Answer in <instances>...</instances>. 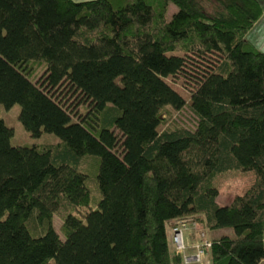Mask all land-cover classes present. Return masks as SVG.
<instances>
[{"label": "trees", "instance_id": "16d2710c", "mask_svg": "<svg viewBox=\"0 0 264 264\" xmlns=\"http://www.w3.org/2000/svg\"><path fill=\"white\" fill-rule=\"evenodd\" d=\"M263 13L261 0H0V103L21 106L32 137L60 138L14 146L0 118V264H184L169 229L196 216L236 233L209 237L210 264H263L264 51L248 37ZM167 106L196 124L160 130ZM230 171L255 180L222 206Z\"/></svg>", "mask_w": 264, "mask_h": 264}, {"label": "rangeland", "instance_id": "374dc122", "mask_svg": "<svg viewBox=\"0 0 264 264\" xmlns=\"http://www.w3.org/2000/svg\"><path fill=\"white\" fill-rule=\"evenodd\" d=\"M76 1H85V0H76ZM177 10L178 7L173 3H170L168 9V17L171 18L172 14ZM257 29L259 28H257V25H255L254 29L251 30L249 36L251 37L253 35L254 37L256 33L255 31ZM254 41L255 42L253 43L260 50H262V48L264 47V28L260 31V33L257 32L256 37H254ZM36 65H37V71L35 77L39 78V76L44 71V66L43 64L42 65L36 64ZM175 87L177 90L185 94V96H188V92L183 90L180 86H175ZM20 111H21V106L19 104H15L14 106L8 109L3 104L0 103V118L4 119L6 124L14 129V136L12 137L11 140L14 146L33 145L40 143L52 144L60 141V138L52 133H44L39 138L32 137L30 133L25 129V127L23 126L22 122L19 119ZM196 121H197L196 116L188 107H184L181 110H176L171 106H167L162 111V124L160 126V130L169 129L176 126L192 128L196 124ZM91 158L95 161H98V157L92 156ZM254 180H255V174L253 171H249V172L230 171L221 176H218L215 180V185L219 189V196L217 198L218 203L222 206L229 205L234 199V197L244 193L245 190L252 185ZM91 190L92 193L94 194V189ZM198 217L196 216L192 219L199 220ZM190 219L191 218H187L186 220L188 221H186V223H190ZM202 224L204 226V229L208 233V236L211 239L225 234L230 235L232 237H236V233L232 228L209 231L207 229L205 222H202ZM54 225L57 230H60L62 222L58 217L54 218ZM169 235H170L171 246L174 251L175 248L172 243L173 229L171 230V228L169 229ZM205 264H210L209 257L205 259Z\"/></svg>", "mask_w": 264, "mask_h": 264}, {"label": "built area", "instance_id": "2783aa9c", "mask_svg": "<svg viewBox=\"0 0 264 264\" xmlns=\"http://www.w3.org/2000/svg\"><path fill=\"white\" fill-rule=\"evenodd\" d=\"M186 221L174 223L172 243L175 251L182 254L184 264H205L206 252L212 246V240L202 223L192 218L190 223Z\"/></svg>", "mask_w": 264, "mask_h": 264}, {"label": "crops", "instance_id": "0c3cea01", "mask_svg": "<svg viewBox=\"0 0 264 264\" xmlns=\"http://www.w3.org/2000/svg\"><path fill=\"white\" fill-rule=\"evenodd\" d=\"M261 2H262V4H263V6H264V0H261ZM255 25H257V28H259V29H257L255 32V35H254V37H256V35H257V32L258 33H260V31L264 28V13H263V15H262V17L260 18V20L255 24ZM254 25V26H255ZM252 29H254V27L252 28ZM251 29V30H252ZM251 30H250V32H251ZM250 32L248 33V36L250 35ZM252 34V33H251ZM254 37H253V35L250 37L249 36V39L250 40H252L253 42H255L254 41ZM262 50L264 51V47L262 48ZM176 221H174L173 222V224L175 223ZM189 238V237H188ZM190 240H191V237H190Z\"/></svg>", "mask_w": 264, "mask_h": 264}]
</instances>
